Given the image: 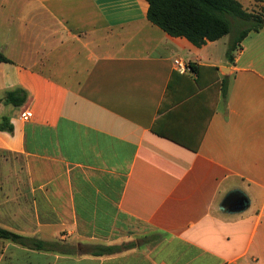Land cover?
Wrapping results in <instances>:
<instances>
[{
    "label": "crops",
    "instance_id": "0c3cea01",
    "mask_svg": "<svg viewBox=\"0 0 264 264\" xmlns=\"http://www.w3.org/2000/svg\"><path fill=\"white\" fill-rule=\"evenodd\" d=\"M148 7L0 0V229L47 244L0 239V264H264V25L229 58ZM235 190L247 208L222 211Z\"/></svg>",
    "mask_w": 264,
    "mask_h": 264
},
{
    "label": "trees",
    "instance_id": "16d2710c",
    "mask_svg": "<svg viewBox=\"0 0 264 264\" xmlns=\"http://www.w3.org/2000/svg\"><path fill=\"white\" fill-rule=\"evenodd\" d=\"M148 3L147 19L171 37H181L200 48L206 42H214L232 35L227 56L239 46L250 31H258L264 25V18L246 13L236 0H145ZM239 20L245 27L233 29V21ZM0 62L10 61L0 53ZM194 73L200 69L193 65ZM216 70L215 68H212ZM185 75V74H182ZM225 92L222 84V93ZM26 93L20 89L8 91L2 99L6 105L19 108L26 102ZM161 105L159 114L163 112ZM0 131H12L7 118L0 122ZM0 239L13 242L28 249L45 250L47 244L35 238L24 237L0 229Z\"/></svg>",
    "mask_w": 264,
    "mask_h": 264
},
{
    "label": "water",
    "instance_id": "95a60500",
    "mask_svg": "<svg viewBox=\"0 0 264 264\" xmlns=\"http://www.w3.org/2000/svg\"><path fill=\"white\" fill-rule=\"evenodd\" d=\"M247 206L246 197L240 191L235 190L226 195L221 204V210L227 213H236L245 210Z\"/></svg>",
    "mask_w": 264,
    "mask_h": 264
},
{
    "label": "built area",
    "instance_id": "2783aa9c",
    "mask_svg": "<svg viewBox=\"0 0 264 264\" xmlns=\"http://www.w3.org/2000/svg\"><path fill=\"white\" fill-rule=\"evenodd\" d=\"M173 68L174 71L177 72L178 74H194L192 66L181 59H175L173 61ZM31 117H32L31 112L26 110L21 113L20 120L26 122L30 120Z\"/></svg>",
    "mask_w": 264,
    "mask_h": 264
},
{
    "label": "rangeland",
    "instance_id": "374dc122",
    "mask_svg": "<svg viewBox=\"0 0 264 264\" xmlns=\"http://www.w3.org/2000/svg\"><path fill=\"white\" fill-rule=\"evenodd\" d=\"M260 9L261 8H260L259 2L257 0H254V2L252 3V6L249 8V10L251 12H259ZM242 28H244L243 24L241 25L240 22H238V21L235 20L234 23H233V29H234V31H238V30H240ZM232 37H233L232 35L225 36L224 40L229 39L231 41V38Z\"/></svg>",
    "mask_w": 264,
    "mask_h": 264
}]
</instances>
